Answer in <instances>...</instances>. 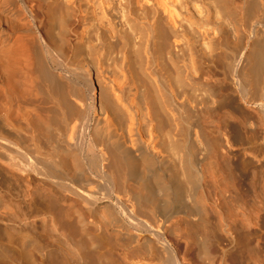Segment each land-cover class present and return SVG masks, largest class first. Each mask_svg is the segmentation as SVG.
Segmentation results:
<instances>
[{"label": "bare ground", "instance_id": "bare-ground-1", "mask_svg": "<svg viewBox=\"0 0 264 264\" xmlns=\"http://www.w3.org/2000/svg\"><path fill=\"white\" fill-rule=\"evenodd\" d=\"M263 208L264 0H0V264L238 263Z\"/></svg>", "mask_w": 264, "mask_h": 264}, {"label": "rangeland", "instance_id": "rangeland-1", "mask_svg": "<svg viewBox=\"0 0 264 264\" xmlns=\"http://www.w3.org/2000/svg\"><path fill=\"white\" fill-rule=\"evenodd\" d=\"M218 202V201H217ZM264 209V208H263ZM32 218L29 215L23 217V223L29 226ZM232 237L236 235L231 232ZM249 241V254L243 252L242 260L238 263L232 262L233 253L239 250L232 247L231 238L224 233L216 234L220 244L215 245L213 250H209L214 256V264H254L252 262V253L258 254L260 264H264V210L261 211V223L259 226L251 227L247 231ZM44 241V240H42ZM49 242V240H47ZM170 241L176 248L175 253L178 260L182 264H199L196 256V250H193V245L190 241L180 234L170 236ZM45 243V242H44ZM42 242V244H44ZM258 246L260 250H254ZM101 253H106L109 257L110 264H166L165 255L159 250H96Z\"/></svg>", "mask_w": 264, "mask_h": 264}]
</instances>
